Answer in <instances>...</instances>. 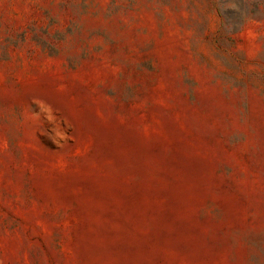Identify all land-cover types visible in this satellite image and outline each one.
<instances>
[{
    "label": "rangeland",
    "instance_id": "1",
    "mask_svg": "<svg viewBox=\"0 0 264 264\" xmlns=\"http://www.w3.org/2000/svg\"><path fill=\"white\" fill-rule=\"evenodd\" d=\"M0 264H264V0H0Z\"/></svg>",
    "mask_w": 264,
    "mask_h": 264
}]
</instances>
